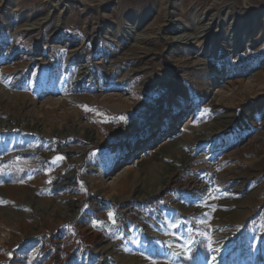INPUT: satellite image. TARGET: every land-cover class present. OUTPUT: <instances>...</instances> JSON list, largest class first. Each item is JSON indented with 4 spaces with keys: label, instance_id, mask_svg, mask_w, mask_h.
<instances>
[{
    "label": "rangeland",
    "instance_id": "obj_1",
    "mask_svg": "<svg viewBox=\"0 0 264 264\" xmlns=\"http://www.w3.org/2000/svg\"><path fill=\"white\" fill-rule=\"evenodd\" d=\"M0 200V264H264V0H0Z\"/></svg>",
    "mask_w": 264,
    "mask_h": 264
},
{
    "label": "bare ground",
    "instance_id": "obj_2",
    "mask_svg": "<svg viewBox=\"0 0 264 264\" xmlns=\"http://www.w3.org/2000/svg\"><path fill=\"white\" fill-rule=\"evenodd\" d=\"M169 128H171V126H168V129H169ZM60 135H61V133H60ZM216 135H217V134H216ZM167 143H168V150L171 151V152H172L173 149L176 148V146H178L177 142L174 143V142L172 141V142H167ZM176 144H177V145H176ZM171 152H170V153H171ZM152 153H153V152H151V154H152ZM44 154H45V153H44ZM162 154H163L164 156H168V155H169V154L166 153V151H163ZM174 177H175V175L173 174V175L171 176L170 180H172ZM232 203H233V202H230V201H226V202L223 201V202H222V205L225 204V205H227V207H228V206H230ZM235 216H236V218H242V217H243V214H242L241 212H236V213H235Z\"/></svg>",
    "mask_w": 264,
    "mask_h": 264
},
{
    "label": "snow or ice",
    "instance_id": "obj_3",
    "mask_svg": "<svg viewBox=\"0 0 264 264\" xmlns=\"http://www.w3.org/2000/svg\"><path fill=\"white\" fill-rule=\"evenodd\" d=\"M84 110L85 111H93V112H96V114L97 115H102L101 113H99V112H97V110H95V109H89L87 106H84ZM121 120H123V121H125L126 122V118H124V117H121L120 118ZM105 122H107V121H105ZM63 159V157H60V156H57L56 157V159L53 161V163H56V161H59V160H62ZM51 181H49V183H50ZM2 203H5L4 201H2V200H0V204H2ZM109 218L110 219H114V214L112 213V212H109ZM95 226V225H94ZM178 226V225H177ZM209 247H210V245H209ZM186 250H189L190 251V248H188V249H186ZM212 251H218V249H211ZM215 259V257H213V260Z\"/></svg>",
    "mask_w": 264,
    "mask_h": 264
}]
</instances>
